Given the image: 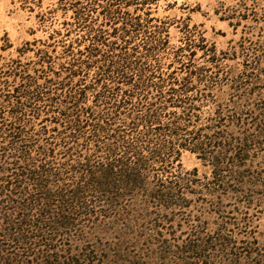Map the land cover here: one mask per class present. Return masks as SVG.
<instances>
[{"label": "trees", "instance_id": "trees-1", "mask_svg": "<svg viewBox=\"0 0 264 264\" xmlns=\"http://www.w3.org/2000/svg\"><path fill=\"white\" fill-rule=\"evenodd\" d=\"M53 1L39 27L52 26L57 12H70L71 22L44 41L26 42L29 48L7 66L11 93L0 101V264H59L47 255L52 234L87 219L121 217L112 211L121 196H179L180 180L170 170L184 152L209 166L214 185H226L241 174L248 160L242 154L262 144L260 133L228 139L214 134L217 126L195 127V104L209 99L200 86L214 84L196 66L195 51L209 59L216 52L188 24L182 46L170 48L171 25L150 17L158 0Z\"/></svg>", "mask_w": 264, "mask_h": 264}, {"label": "rangeland", "instance_id": "rangeland-1", "mask_svg": "<svg viewBox=\"0 0 264 264\" xmlns=\"http://www.w3.org/2000/svg\"><path fill=\"white\" fill-rule=\"evenodd\" d=\"M53 8V0H0V82H10L9 88L0 85V101L11 93L7 66L19 59L17 51L71 22L70 12H57L53 25L42 30L38 17ZM149 13L156 25H171L173 50L182 46L188 24L216 52L209 59L195 51L196 66L214 78V84L200 86L209 99L195 104V127L217 126L214 134L228 139L260 133L262 144L242 154L248 160L241 174L226 185H214L209 166L182 153L179 165L170 170L180 180L176 186L182 194L166 199L121 196L112 209L121 217L75 222L70 231L51 235L55 240L47 255L59 264H264V0H158ZM31 56L20 60L25 63ZM210 60L216 61L214 67Z\"/></svg>", "mask_w": 264, "mask_h": 264}]
</instances>
